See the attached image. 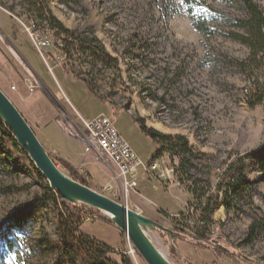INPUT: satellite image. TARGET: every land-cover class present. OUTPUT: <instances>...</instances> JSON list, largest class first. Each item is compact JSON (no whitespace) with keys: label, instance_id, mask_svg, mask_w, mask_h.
I'll return each instance as SVG.
<instances>
[{"label":"rangeland","instance_id":"rangeland-1","mask_svg":"<svg viewBox=\"0 0 264 264\" xmlns=\"http://www.w3.org/2000/svg\"><path fill=\"white\" fill-rule=\"evenodd\" d=\"M0 1L12 9L10 12L0 5V89L24 113L57 166L61 155L50 139L62 146L92 189L165 228L147 233L172 264H264V229L257 232L252 243L245 241L253 212L264 211V166L255 158L264 141V98L250 106L245 95L249 90L264 93V55L253 59L245 44L225 35L233 27L224 23L214 24L216 33L211 36L198 33L182 0H45L49 12L65 28L96 38L116 58L108 65L77 51L78 46L65 53L44 24L34 16L22 15L23 0ZM254 2L264 14V0ZM208 3L229 20L243 15L240 0ZM211 12L206 5L196 10ZM35 36L48 45L39 47ZM60 69L90 79L95 92L117 111L111 117L114 125L143 162L150 160L158 146L139 130L134 117L161 134L182 136L189 148L183 156L184 165L180 164L181 156L162 152L155 160L173 168L170 179L155 172L141 173L139 167L133 190L125 191L118 182L112 190H104L117 168L84 154L76 134L81 118L59 87L56 75ZM19 92L44 94L47 108L55 115L50 136L44 137L42 127L35 124L37 105L29 103L30 112H26L15 97ZM79 92L81 98L82 90ZM156 124L168 131L159 130ZM1 141V157L9 153L14 163L5 161L0 167V220L43 193L28 154L16 151L5 137ZM245 154L249 155L245 179L252 202L226 198L220 192L211 213L208 238L189 235L188 230L196 233L202 226L200 211L193 206V187L198 183L213 193L226 165ZM97 213L101 217L86 220L80 231L125 252L132 264H146L109 216ZM56 231L54 208L42 203L34 211L32 229L21 236L17 256L11 255L9 260L12 264H54L55 248L47 249L46 244L60 245ZM110 256L118 258L115 253Z\"/></svg>","mask_w":264,"mask_h":264},{"label":"trees","instance_id":"trees-1","mask_svg":"<svg viewBox=\"0 0 264 264\" xmlns=\"http://www.w3.org/2000/svg\"><path fill=\"white\" fill-rule=\"evenodd\" d=\"M24 8L22 15L26 17L34 16L38 19L44 27L53 33L56 40L61 42L65 53L71 52V49L78 46L77 51L88 53L90 56L97 57L105 64L111 65L116 62V58L110 56L108 52L100 45L99 41L84 33L72 31L65 28L48 10L44 4L45 0H23ZM209 0H182L187 15L191 21L192 27L201 35L211 36L216 33V28L213 26L216 23H224L233 27V30L225 32V35L230 39L236 40L245 44L250 55L256 59L258 55H264V14L260 7L254 0H240L242 3L243 15L234 20H229L215 11L208 3ZM216 1V0H211ZM0 5L12 12L11 7L6 6L0 1ZM201 5H206L211 14L196 13L197 8ZM234 29H239L237 31ZM82 79L88 90L99 100L104 101V98L95 92L93 84L86 76L81 74L75 75ZM263 90L255 93L253 90L246 92V100L250 106L259 103L264 98ZM134 122L138 125L139 130L147 137H149L158 148L151 156L147 163H151L158 158L162 152H174L181 156V166L184 165L183 156L189 153V148L186 140L182 136H168L157 132L145 125L141 118L134 117ZM5 137L16 151L25 153L19 148L16 140L11 133V130L0 119V146H2L1 138ZM4 152L0 150V167L4 166L5 161L14 163L11 154L7 153L4 158L1 154ZM255 158L259 164L264 166V141L255 151ZM249 157H237L233 162H229L222 171L220 181L215 185L214 192L210 193L209 189L200 187L196 184L193 187L192 194L196 198V203L193 206L200 211L199 221L201 228L196 231L195 237L200 240L208 238L210 228L213 224L211 220V213L217 206L218 195L223 193L226 198H237L238 200L247 199L249 203L252 202L250 187L245 179L246 165L245 160ZM58 166L69 174L76 181L91 187L89 180L83 173H80L76 168L63 158L57 159ZM31 166L43 185V193L33 198L28 204L14 210L5 218L0 220V264H12L9 260L11 255L17 256V249L21 236L28 233L34 222V211L42 204H50L54 208V215L57 221L56 237L60 243L59 246H53L47 242V249L55 248V263L54 264H132L130 257L123 251H116L108 244L101 242L80 231L81 225L86 220H93L98 215L97 211L83 204H73L66 202L61 196L49 187L48 182L42 174L35 168L34 164ZM200 182V180H197ZM200 190V191H199ZM232 207V204H228ZM227 206V207H228ZM158 212L166 217L169 215L163 210ZM182 217V213L180 214ZM176 221V218H171ZM264 229V211L256 210L252 214V221L247 230L245 241L252 243L256 239L257 232ZM117 254L118 258L113 259L110 255ZM264 259V258H263Z\"/></svg>","mask_w":264,"mask_h":264},{"label":"water","instance_id":"water-1","mask_svg":"<svg viewBox=\"0 0 264 264\" xmlns=\"http://www.w3.org/2000/svg\"><path fill=\"white\" fill-rule=\"evenodd\" d=\"M0 119L11 130L17 144L28 154L35 168L63 200L83 204L105 213L126 235L146 264H172L148 236V230L165 229L156 221L88 187L59 168L12 101L0 89Z\"/></svg>","mask_w":264,"mask_h":264},{"label":"built area","instance_id":"built-area-1","mask_svg":"<svg viewBox=\"0 0 264 264\" xmlns=\"http://www.w3.org/2000/svg\"><path fill=\"white\" fill-rule=\"evenodd\" d=\"M34 26L35 24L32 25V27ZM35 40L39 47L48 45L46 40L37 38V36H35ZM76 134L83 144L84 154H90L91 160L107 165L113 163L116 166L117 172L103 186L106 191L112 190L115 182H118L125 191L136 188L139 167L143 173L155 172L157 176L166 179H170L172 176L173 168L163 167L156 160L151 163L143 162L121 136L110 116L99 115L91 119L81 118ZM187 232L194 236L192 231L188 230Z\"/></svg>","mask_w":264,"mask_h":264},{"label":"crops","instance_id":"crops-1","mask_svg":"<svg viewBox=\"0 0 264 264\" xmlns=\"http://www.w3.org/2000/svg\"><path fill=\"white\" fill-rule=\"evenodd\" d=\"M56 76L58 78L57 82L59 84V87L61 88L62 92L66 96L69 104L77 111L78 115L81 118L91 119V118H94V117L99 116V115H106V116L112 117L117 113V111H115L114 108L111 105H109L107 102L99 101L91 93V91L88 90L85 82L82 79L74 77L71 74H67L62 69L58 70V73ZM69 84H73L76 87L73 88ZM44 87L51 94V96L54 98L53 102H57L56 98L54 97V95H52L50 90H48V88L46 86H44ZM75 89H77V90H75ZM81 90H82V96L80 98V92L79 91H81ZM47 91L44 90L43 93L48 97ZM43 93L40 92V93H32V94L27 95V94H24L23 92H19L18 95H15V97L17 100L20 101V103L22 104V106L26 112H30V108L28 106L29 103L30 104L35 103L37 105V114L36 115H37L38 119H36L35 124L42 127L41 133L43 134L44 137H45V135L48 137V135H49L48 132H51L50 127H54L53 126V118L55 115L53 113L52 108H50V107L47 108L46 102H45L46 100H45ZM93 109H95V110L93 111ZM18 110L20 111V109H18ZM20 112H22V111H20ZM21 114L23 115L24 113H21ZM50 140L53 144L52 147L55 150H57L58 152H60V155H61L60 158H63L66 161H68L69 163H71L70 157L63 153L65 150L62 148V146L59 143H57L56 141H54L53 139H50ZM67 154H68V152H67ZM71 164L73 165V163H71ZM141 173H143V172H141ZM143 181H145V180H143Z\"/></svg>","mask_w":264,"mask_h":264},{"label":"bare ground","instance_id":"bare-ground-1","mask_svg":"<svg viewBox=\"0 0 264 264\" xmlns=\"http://www.w3.org/2000/svg\"><path fill=\"white\" fill-rule=\"evenodd\" d=\"M64 116H65V115H64ZM155 127L158 128V129L161 130V131H164V132H167V131H168V129L165 128V127H164L163 125H161V124H156ZM69 130H70V129H69Z\"/></svg>","mask_w":264,"mask_h":264}]
</instances>
